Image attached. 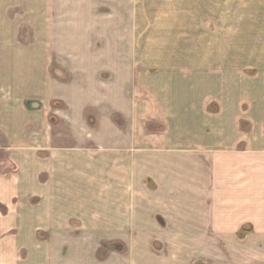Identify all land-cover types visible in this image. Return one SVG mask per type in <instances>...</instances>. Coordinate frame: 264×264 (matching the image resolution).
Returning <instances> with one entry per match:
<instances>
[{
	"label": "crops",
	"instance_id": "0c3cea01",
	"mask_svg": "<svg viewBox=\"0 0 264 264\" xmlns=\"http://www.w3.org/2000/svg\"><path fill=\"white\" fill-rule=\"evenodd\" d=\"M137 5L0 0V264H163L152 241H180V217L163 229L151 213L168 214L184 197L209 208L204 238L227 241L245 223L264 231V0ZM55 64L82 83H58ZM138 79L151 81L147 94L164 113L155 123L166 130L144 141V157L115 123L107 139L81 133L99 104L121 111L113 86L122 80L133 119ZM157 80L169 88L156 92ZM60 125L69 133L58 136ZM157 155L153 203L143 185L137 195V161ZM120 241L122 251L100 257Z\"/></svg>",
	"mask_w": 264,
	"mask_h": 264
},
{
	"label": "rangeland",
	"instance_id": "374dc122",
	"mask_svg": "<svg viewBox=\"0 0 264 264\" xmlns=\"http://www.w3.org/2000/svg\"><path fill=\"white\" fill-rule=\"evenodd\" d=\"M170 0H137V6L141 7L142 9L151 7L150 9L155 8H163L167 6V3ZM173 2H178V0H171ZM180 2V1H179ZM174 7H177L174 5ZM153 19H160L161 15L160 12L154 14ZM145 15L137 16V19L144 21ZM19 40H22L24 37L25 42L27 43L29 40L32 39V31L24 30L23 32L19 33ZM145 51V48L141 49ZM146 52H150L151 50L155 49H146ZM139 51V50H138ZM142 53L138 54L140 57ZM144 55V53H143ZM157 56V55H156ZM59 59L66 57V52L64 49H61L58 52ZM155 57V55H154ZM55 76L57 77L58 83H65L71 81L74 84L82 83V80H75L70 79V75L67 72V67L59 64H55ZM134 85L136 86V92L131 95V98L136 100L135 104H137L136 109L133 111L132 115H134L133 119L129 118V94L125 91L128 89L127 81H121L119 84H115L113 87L114 89L117 87H121L122 97H121V111L115 112L108 109L107 104H99L96 106V109H92L88 112L87 119L88 127L86 130L81 129V133L83 135L87 134L89 130V135L97 134L96 131L106 139L109 136H112V125L115 123L119 125L121 129L122 136H128L130 134L133 135L135 139V143H133L134 148L133 151L136 152L139 156L144 157L145 155L142 154L144 152V148L148 147L149 142L144 143V141H149L147 138L150 137L149 135L159 136L163 134L164 128L155 122L157 120L163 119V112H160V108L157 106V102L151 100L153 97L152 95H148V90L151 86L148 84L151 81L138 79L134 81ZM104 83L106 84V88H111L113 81L109 79H104ZM116 86V87H115ZM133 86V85H132ZM127 87V88H126ZM154 88L156 92H159V89L169 88L167 86V82L164 80H157L154 82ZM144 90V91H143ZM149 96V97H148ZM157 97V96H156ZM106 100L107 97L105 96ZM123 99V100H122ZM154 99H158L154 98ZM152 103H151V102ZM149 104V106L146 104ZM124 104L127 107L124 109ZM58 109L63 107L62 103L57 101L55 104ZM103 105V106H102ZM104 108V109H103ZM104 111V113H103ZM148 117L150 119L148 120ZM158 117V119H156ZM161 118V119H160ZM55 120V119H54ZM57 120V124L59 125V119ZM135 124L136 127H130V122ZM104 122L105 126L103 128L98 126V124ZM155 123V124H151ZM99 127V128H97ZM97 128V130H96ZM59 130V128H58ZM75 131V130H74ZM68 130L60 125V131H58V136H64L68 134ZM170 135V133H168ZM146 139V140H145ZM138 141V142H137ZM143 141V142H142ZM91 146V145H90ZM127 152L130 153L132 150L127 149ZM157 159H153V163L151 165L146 164L145 161H140L138 158L137 161V195H141V190L144 188L147 190V195H151V201L153 203H160L161 201V190L158 189V184L156 183L155 178L150 177L151 174L157 170V166H161L162 162L159 160L160 155H157ZM144 172H147L144 174ZM153 175V174H152ZM174 176V175H173ZM148 178V179H147ZM151 179V180H150ZM107 184V183H106ZM143 185V188L141 186ZM150 190L152 192H150ZM106 195L108 193H105ZM141 203V199L138 200V204ZM164 208V207H163ZM140 211L139 215H145V211L143 209H138ZM165 209H160V207L156 208L153 207L151 216L152 218L158 220L160 222L157 224L159 227L165 229L168 224L166 221L169 222L172 220V216L180 217V223H176V226L180 227V241L178 240H167V239H158L153 240V247L157 251V257L160 259V263L163 264H264V231L259 229V226L256 224H249L245 223L240 226H237L233 230L232 239H228L227 241H214L208 238H204V235L208 237V233L210 231V223L208 222L209 219V208L207 207H200L196 208L193 206V201L189 198L184 197L180 201V206H175L170 208L168 206V214L163 213ZM105 217L112 216V209L105 208L103 214ZM150 215V214H149ZM177 220V219H176ZM154 221V220H153ZM155 222V221H154ZM170 223V222H169ZM180 224V225H179ZM168 226H171L170 224ZM169 228V227H168ZM212 230V228H211ZM261 231V232H258ZM260 233V234H259ZM201 238L199 239V237ZM114 244V245H112ZM111 245L105 246L103 249L100 250V257H103L105 253L109 250L114 251H122L124 249V245L122 241L120 244L112 243ZM114 246V247H113ZM180 246V254L176 255L169 250L166 251L168 247L176 248ZM113 248V249H112ZM179 253V252H178ZM174 259V261L172 260Z\"/></svg>",
	"mask_w": 264,
	"mask_h": 264
}]
</instances>
